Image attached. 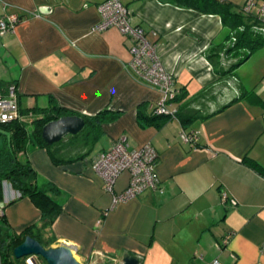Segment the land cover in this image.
I'll return each instance as SVG.
<instances>
[{"label":"crops","instance_id":"obj_1","mask_svg":"<svg viewBox=\"0 0 264 264\" xmlns=\"http://www.w3.org/2000/svg\"><path fill=\"white\" fill-rule=\"evenodd\" d=\"M104 1L0 0V20L20 18L0 35V83L14 86L20 113L57 107L81 116L105 109L121 114L103 126L84 159L55 165L41 148L21 156L61 191L63 209L46 239L52 248L73 246L87 264H122L125 255L140 264H264V177L244 163L247 157L264 168V86L256 93L261 101L224 109L243 88L236 78L221 79L208 57L222 44L221 18L163 0H122L174 75L177 97L185 98L170 110L186 106L212 115L186 128L176 118L160 129L142 128L138 107L159 102L162 94L131 70V39L116 28L97 29ZM190 133L197 134L196 145L184 141ZM120 138L131 149L156 150L159 184L114 205L92 165ZM129 183L126 171L115 194ZM17 199L10 184L3 186L4 203L15 202L0 215L20 234L39 225L42 215L29 198Z\"/></svg>","mask_w":264,"mask_h":264},{"label":"trees","instance_id":"obj_2","mask_svg":"<svg viewBox=\"0 0 264 264\" xmlns=\"http://www.w3.org/2000/svg\"><path fill=\"white\" fill-rule=\"evenodd\" d=\"M163 1L197 11L202 15H216L221 18L225 30L222 44H214L213 49L208 52V57L216 66L221 79L235 78V71L256 51L264 48V34L259 31L264 29V23L255 11L247 13L244 7L236 11L235 5L229 0ZM10 85L0 83V98L7 95ZM184 99V96L179 95L174 102L181 103ZM243 100L261 101V98L256 93L243 89L239 98L233 100L224 109ZM24 113H21L20 119L16 121L0 122V132L3 137L0 146V204L4 202L3 184L7 182L21 194L19 199L29 198L32 201L40 210L42 218L39 225L30 226L22 233L16 234L12 231L5 214L0 215V264H24V259L15 258L14 250L28 236L39 241L46 249L52 248L50 241L46 239V231L50 229L63 209L59 188L43 179L31 162L22 161L21 156L26 154L28 149L41 148L49 152L55 165L84 159L91 154L92 148L99 141L103 126L116 121L121 115L105 109L95 116H81L57 107ZM64 116L84 118V129L75 136H68L59 143L48 145L42 138L43 128L49 122ZM210 117L212 115H201L199 111L188 109L186 106H181L177 112L168 115L156 114L155 105L148 103L141 104L137 110V121L142 128L160 129L173 118L178 119L186 128L193 122ZM244 163L264 177V168L256 161L246 157ZM14 202L6 204L4 208Z\"/></svg>","mask_w":264,"mask_h":264},{"label":"built area","instance_id":"obj_3","mask_svg":"<svg viewBox=\"0 0 264 264\" xmlns=\"http://www.w3.org/2000/svg\"><path fill=\"white\" fill-rule=\"evenodd\" d=\"M101 23L99 30L109 28L118 29L121 34L131 39L133 45L130 48V68L136 77L145 84L156 88L162 94L159 102L155 103L156 114L168 115L174 113L169 108L177 97L175 77L165 68L157 53V46L146 37V31L134 26L131 22V13L122 0H105L99 6ZM244 11L256 12L264 23V1L246 0ZM20 18L10 15L0 20V35L4 36L12 30ZM264 34V29H259ZM14 86H10L5 97L0 98V122L8 123L20 119L18 99ZM185 142L196 145L198 136L196 133L184 134ZM158 153L151 145L139 149H131L125 138H120L114 146L100 153L93 162V170L104 182V191L113 195L114 205L134 199L146 191L156 190L159 180L156 175ZM129 172L130 183L121 194H115V186L118 178L124 172ZM21 194L16 192V198ZM223 201H227V195H222ZM236 206V201L231 200ZM4 204L1 205L3 207ZM226 243V241H225ZM82 264H87L81 262ZM24 264H47L41 257L31 255L24 258ZM213 264H218L214 262Z\"/></svg>","mask_w":264,"mask_h":264},{"label":"water","instance_id":"obj_4","mask_svg":"<svg viewBox=\"0 0 264 264\" xmlns=\"http://www.w3.org/2000/svg\"><path fill=\"white\" fill-rule=\"evenodd\" d=\"M84 127V118L80 116H64L46 124L42 131V138L48 145H53L68 136L79 134ZM76 254L77 250L68 244L46 249L39 241L29 236L14 250V256L17 259L35 255L44 259L47 264H81ZM140 263L141 260L139 258L129 255H125L122 260V264Z\"/></svg>","mask_w":264,"mask_h":264},{"label":"rangeland","instance_id":"obj_5","mask_svg":"<svg viewBox=\"0 0 264 264\" xmlns=\"http://www.w3.org/2000/svg\"><path fill=\"white\" fill-rule=\"evenodd\" d=\"M235 7L236 11L240 10L245 6L246 0H229ZM235 78L237 79L240 87L246 89L248 92L259 93V91L264 86V48L256 51L250 59L241 65L235 71ZM234 78H232L233 80ZM3 137L0 132V146L2 145ZM102 142H100L93 153H96L100 147H102ZM93 149V148H92ZM2 208L0 207V213Z\"/></svg>","mask_w":264,"mask_h":264},{"label":"clouds","instance_id":"obj_6","mask_svg":"<svg viewBox=\"0 0 264 264\" xmlns=\"http://www.w3.org/2000/svg\"><path fill=\"white\" fill-rule=\"evenodd\" d=\"M9 185V183H7V182H5L4 184H3V186H8ZM14 190V189H13ZM17 192V191H16ZM2 204H4V206L6 205L4 202L2 203ZM4 206L3 207H1L2 209L4 208ZM1 212H2V210H1ZM24 259V258H23ZM44 260V259H43ZM45 261V260H44ZM82 264V263H81Z\"/></svg>","mask_w":264,"mask_h":264}]
</instances>
